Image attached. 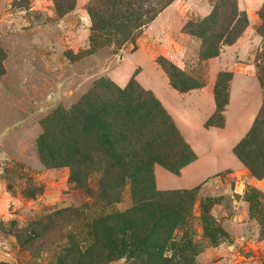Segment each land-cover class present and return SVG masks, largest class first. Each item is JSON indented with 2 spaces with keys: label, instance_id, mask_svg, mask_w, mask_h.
<instances>
[{
  "label": "rangeland",
  "instance_id": "obj_1",
  "mask_svg": "<svg viewBox=\"0 0 264 264\" xmlns=\"http://www.w3.org/2000/svg\"><path fill=\"white\" fill-rule=\"evenodd\" d=\"M149 1L157 14L116 48L92 32L96 0H0V264H56L74 242L82 248L80 231L103 210L132 206L129 184L109 205L72 181L70 166L39 157L45 143L63 156L59 146L73 132L81 152L103 162L87 121L101 109L128 148L157 143L165 151L172 127L193 153L177 172L155 162L152 173L157 190L193 191L186 232L196 264L264 262L248 200L256 190L264 210V177L234 153L264 109V0H228V27L243 16L247 23L214 47L202 38L203 20L219 0ZM99 178L87 180L94 193Z\"/></svg>",
  "mask_w": 264,
  "mask_h": 264
},
{
  "label": "trees",
  "instance_id": "obj_2",
  "mask_svg": "<svg viewBox=\"0 0 264 264\" xmlns=\"http://www.w3.org/2000/svg\"><path fill=\"white\" fill-rule=\"evenodd\" d=\"M170 1L172 0H158V3L162 8ZM227 2L228 0H219L214 12L203 20L205 29L202 38L208 47H214L216 39H227L238 26L241 30L247 23L243 16L236 20L232 28L228 27L229 15L225 13L226 8H229ZM158 9L149 0H96V3L88 6V13L92 19V32L103 38L105 44L120 48L124 43L134 40L135 30L152 20ZM221 18L223 22H220ZM217 25L220 32L211 33L210 29ZM228 41L231 39H227ZM212 53L216 54L215 51ZM220 92L217 88V97ZM91 115L87 121L97 128L96 149L104 152L103 162H94L89 153L83 149L81 152L78 136L73 132L67 135L68 146H59L63 150V156L57 157L53 153L57 151H51L45 143L39 151V157L52 166H70V179L77 182L80 188L86 189L89 196L111 201L109 205L119 199L120 193L129 184L132 206L119 212L109 211L105 205L106 211L103 210L80 231V240L84 242L82 248L74 242L73 248H67L57 257L56 264H107L122 258L127 264H196V247L186 232L190 226L193 191L157 190L152 173L155 162L177 172L180 167L193 161L195 157L188 145L180 142L178 134L171 127L165 134L172 136L165 151L157 143L156 149L149 145L142 147L140 144L128 148L124 146L125 138L121 133L117 135L112 132V125L107 122L104 110ZM88 122L85 120L84 123ZM40 142L42 143V139ZM234 153L253 176L264 177V109L248 134L234 147ZM76 162V170L80 169V179L74 169ZM94 163L95 166L92 167ZM92 172L100 174L95 193L87 184ZM253 191V195L248 198L252 199L249 201L251 216L258 222L261 234H264V210L261 209L256 190ZM206 203L204 201L203 212L208 219L212 204ZM49 217L54 218L53 215ZM178 231L183 234L179 239L176 237ZM70 236L75 241L76 235ZM183 238L187 240H182Z\"/></svg>",
  "mask_w": 264,
  "mask_h": 264
},
{
  "label": "water",
  "instance_id": "obj_3",
  "mask_svg": "<svg viewBox=\"0 0 264 264\" xmlns=\"http://www.w3.org/2000/svg\"><path fill=\"white\" fill-rule=\"evenodd\" d=\"M231 241V240H230Z\"/></svg>",
  "mask_w": 264,
  "mask_h": 264
}]
</instances>
